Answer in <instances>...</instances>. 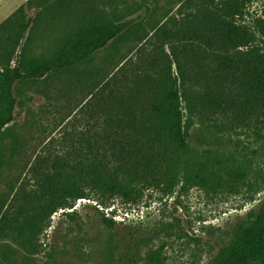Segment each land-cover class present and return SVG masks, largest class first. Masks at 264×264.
Instances as JSON below:
<instances>
[{
    "label": "rangeland",
    "instance_id": "1",
    "mask_svg": "<svg viewBox=\"0 0 264 264\" xmlns=\"http://www.w3.org/2000/svg\"><path fill=\"white\" fill-rule=\"evenodd\" d=\"M200 1L102 0L98 5L102 14L130 15L138 17L136 22L68 73L47 82L17 85L13 121L1 137L8 163L0 173V197L21 183L31 188L35 172L31 166L41 158L65 155L80 145V139H88L95 119L89 102L90 72H100L104 81L114 75L119 85L148 75L157 91L168 88L175 77L186 135L181 159L201 165L194 172L204 182L188 180L182 169L166 165L150 170L137 182L130 201L90 196L75 202L72 219L66 216L71 210L52 213L33 254L1 240L0 264H148L150 253L156 254V264H207L228 244L236 223L264 202V119H241L235 111L223 117L211 115L198 101V110L188 112V103L198 100L205 86L194 64L199 47L181 36L191 31ZM26 2L0 0V24L38 16L39 9L34 8L14 14ZM262 18L264 0H250L237 23L256 33L254 23ZM72 24L41 16L14 47L16 26L7 24L0 65L8 53L12 66L20 55L27 60L52 58ZM256 43L264 46L259 39ZM141 84L145 86L146 80ZM103 216L113 225L103 223Z\"/></svg>",
    "mask_w": 264,
    "mask_h": 264
},
{
    "label": "trees",
    "instance_id": "2",
    "mask_svg": "<svg viewBox=\"0 0 264 264\" xmlns=\"http://www.w3.org/2000/svg\"><path fill=\"white\" fill-rule=\"evenodd\" d=\"M101 2L27 0L14 14L34 8L39 9L38 16L0 24V45L5 41L2 35L7 24L16 26L14 47L41 16L51 20L68 19L73 23L71 32L52 58L27 60L20 55L12 66L13 56L8 53L7 61L0 65V173L8 163L1 137L3 128L13 121L17 85L47 82L56 74L68 73L136 22L138 17L130 15L125 18L118 13L102 14L98 9ZM249 2L201 0L197 5L190 21L193 27L181 37L199 47L198 62L194 64L205 89L198 100L192 98L194 102L188 103V112L198 110V101L201 109L211 115L223 117L235 111V116L241 119L259 116L264 119V46L256 43L259 39L264 44V18L255 21L256 33L237 23ZM176 65L180 70L179 63ZM99 73H88L89 102L95 118L90 136L80 139V145L65 155L43 157L33 164L31 188L21 183L2 193L0 241L10 240L33 254L52 213L71 210L66 216L72 219L76 215L75 202L90 196H117L130 201L137 192V182L150 170L163 165L182 169L188 180L204 182L194 172L201 165H189L181 159L186 150V135L177 79L173 77L168 88L157 91L152 88L157 83L149 81L148 75L143 76L146 80L143 86L144 79L138 76L127 79L128 84L119 85L114 75L104 81ZM133 80L136 82L131 87L129 82ZM15 149L13 145L11 150ZM102 222L113 225L104 216ZM157 260L154 253L146 257L148 264H156ZM207 264H264V202L236 223L228 244Z\"/></svg>",
    "mask_w": 264,
    "mask_h": 264
}]
</instances>
